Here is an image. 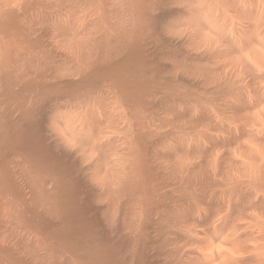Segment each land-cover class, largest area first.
I'll list each match as a JSON object with an SVG mask.
<instances>
[{"label": "bare ground", "instance_id": "obj_1", "mask_svg": "<svg viewBox=\"0 0 264 264\" xmlns=\"http://www.w3.org/2000/svg\"><path fill=\"white\" fill-rule=\"evenodd\" d=\"M0 264H264V0H0Z\"/></svg>", "mask_w": 264, "mask_h": 264}]
</instances>
